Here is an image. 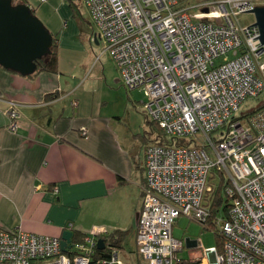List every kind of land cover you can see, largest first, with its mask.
Wrapping results in <instances>:
<instances>
[{
  "label": "built area",
  "instance_id": "obj_1",
  "mask_svg": "<svg viewBox=\"0 0 264 264\" xmlns=\"http://www.w3.org/2000/svg\"><path fill=\"white\" fill-rule=\"evenodd\" d=\"M82 1L123 86L143 91L141 111L166 138L143 151L138 264H264V110L234 115L261 92L264 66L257 27L240 26L236 16L264 0H209L192 16L184 0ZM3 113L15 130L16 102L8 100ZM219 173L228 202L216 221L220 247L194 240L202 254L181 257L174 220L210 218L202 202ZM70 243L62 251L59 236L0 228V264H124L114 250L90 263L93 237Z\"/></svg>",
  "mask_w": 264,
  "mask_h": 264
},
{
  "label": "crops",
  "instance_id": "obj_2",
  "mask_svg": "<svg viewBox=\"0 0 264 264\" xmlns=\"http://www.w3.org/2000/svg\"><path fill=\"white\" fill-rule=\"evenodd\" d=\"M25 1L57 35L58 70L23 76L0 67V228L95 239L123 230L113 250L138 264L140 154L155 126L143 112V126L131 122L138 89L124 88L96 27L76 16L80 5L89 14L82 0ZM8 100L19 113L15 130L3 113Z\"/></svg>",
  "mask_w": 264,
  "mask_h": 264
},
{
  "label": "water",
  "instance_id": "obj_3",
  "mask_svg": "<svg viewBox=\"0 0 264 264\" xmlns=\"http://www.w3.org/2000/svg\"><path fill=\"white\" fill-rule=\"evenodd\" d=\"M206 10V9H204ZM248 12L254 15L252 25L259 32V42L264 49V4L255 5ZM52 34L27 3L0 0V66L26 76L34 72L35 61L49 52ZM71 231L64 230L60 247L66 251L71 246ZM188 238L185 239L188 245ZM194 242V241H191ZM101 238L96 247L102 248Z\"/></svg>",
  "mask_w": 264,
  "mask_h": 264
},
{
  "label": "rangeland",
  "instance_id": "obj_4",
  "mask_svg": "<svg viewBox=\"0 0 264 264\" xmlns=\"http://www.w3.org/2000/svg\"><path fill=\"white\" fill-rule=\"evenodd\" d=\"M206 1H209V0H184L182 4L184 5V7H186L188 14L192 16L193 14L200 12L201 8L199 5ZM77 11L78 13L76 14V16H78L79 19H81V21H85L87 19L90 22V25L93 28H95V26L91 24L92 21L89 17V14L87 13V11L85 10L83 6L80 5V9H78ZM236 21L240 26L249 25L254 21V15L252 12L239 13L236 16ZM104 53L106 55H109L105 51ZM228 57H231L230 53H228ZM219 60H221V58L216 59V61H219ZM257 60H258L259 66L264 65V53L261 54ZM112 67L114 66L112 65ZM116 70H115V73H117V77H120ZM257 74L263 84V88L261 92L257 96L246 97L239 104L238 108L234 111L235 116H238V117L241 116L243 113L256 108L261 102L264 101V66L258 68ZM134 98H136L135 100L137 99L144 100L145 97H144L143 91L141 89L134 91ZM138 104L139 103H136L137 107H135V109H132L133 107L131 106V101H129V104L127 107L130 110L129 112H131V115H133L132 117H130L131 122H134L136 119L134 123L141 124L143 126L144 116L141 113L142 111L139 109L141 104L139 105ZM132 111H135V112L133 113ZM142 130L143 129L141 128V131ZM142 155L143 154L141 151L140 156L142 157ZM214 185L217 186L216 181ZM219 197L221 199V203H219L218 205V210L216 211L215 216H213L212 219L209 221L211 223L208 225V228H205L203 226L204 224L184 214H180L178 217L175 218L174 223L172 225L171 232H172V236L183 241L184 248L182 249V251L179 252V255L181 257L185 258V255H187L188 252H189L188 255L190 258H195L202 254V249L199 247L193 248L192 250L188 249L185 244L186 238H188L191 241H194V240L198 241V245H201L204 248H208L211 246H217V238L215 236V231L219 229V224L216 223V221L218 218H222L224 215L223 205L225 204V200H226V197L224 196L223 192L222 194L219 195ZM127 245H129V247H132L131 242L128 243Z\"/></svg>",
  "mask_w": 264,
  "mask_h": 264
},
{
  "label": "trees",
  "instance_id": "obj_5",
  "mask_svg": "<svg viewBox=\"0 0 264 264\" xmlns=\"http://www.w3.org/2000/svg\"><path fill=\"white\" fill-rule=\"evenodd\" d=\"M17 2L26 3L25 0H12V3H17ZM31 10H32V13L35 14L34 9H31ZM35 63H36V68L34 72L31 74H28L27 76L32 75V74H38L39 72H48V73L57 72L58 67H57V35L56 34H52V44L49 48V52L43 57L37 59ZM6 70L11 71L9 69H6ZM258 110H264V101L261 102L256 108L251 109L243 114L248 115L249 113H253ZM148 122L151 125H154L156 129L155 136L152 139V142L161 143V142L166 141L164 132L152 120L148 119ZM215 181L217 182V186L214 185L211 195L206 194L203 197L202 204L207 205L210 210V218L205 223H203L204 224L203 226L205 228H208V225L211 223L209 221L212 219L213 216H215V213L218 210V205L219 203H221V199L219 195L222 194L223 192L225 182H223V177L220 173L217 174L216 177L214 178V182H213L214 184H215ZM209 195H210V198H209ZM227 207H228V202L226 199L225 204L223 205L224 212L226 211ZM125 234H126V231L114 230L113 232L107 235H98L97 237L102 239L104 246L102 248H97L96 246L94 247L93 251L89 255L90 263H95L96 261L100 259L107 258L110 255L113 248H116L120 245L121 241L125 237ZM81 236L82 235L79 233H73L71 235V241L74 243L80 242ZM215 236L217 238V247H220L221 235L219 234V230L215 231ZM67 252L69 253V252H74V251L68 250Z\"/></svg>",
  "mask_w": 264,
  "mask_h": 264
},
{
  "label": "flooded vegetation",
  "instance_id": "obj_6",
  "mask_svg": "<svg viewBox=\"0 0 264 264\" xmlns=\"http://www.w3.org/2000/svg\"><path fill=\"white\" fill-rule=\"evenodd\" d=\"M260 4H264V2L263 3H260Z\"/></svg>",
  "mask_w": 264,
  "mask_h": 264
}]
</instances>
